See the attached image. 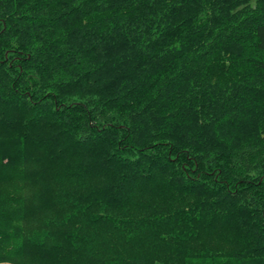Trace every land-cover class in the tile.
Returning <instances> with one entry per match:
<instances>
[{"label":"trees","instance_id":"trees-1","mask_svg":"<svg viewBox=\"0 0 264 264\" xmlns=\"http://www.w3.org/2000/svg\"><path fill=\"white\" fill-rule=\"evenodd\" d=\"M264 264V0H0V263Z\"/></svg>","mask_w":264,"mask_h":264},{"label":"rangeland","instance_id":"rangeland-1","mask_svg":"<svg viewBox=\"0 0 264 264\" xmlns=\"http://www.w3.org/2000/svg\"><path fill=\"white\" fill-rule=\"evenodd\" d=\"M0 264H13V263L4 262V263H0Z\"/></svg>","mask_w":264,"mask_h":264}]
</instances>
